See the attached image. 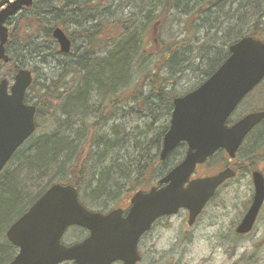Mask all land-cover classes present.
Returning a JSON list of instances; mask_svg holds the SVG:
<instances>
[{"label":"trees","instance_id":"16d2710c","mask_svg":"<svg viewBox=\"0 0 264 264\" xmlns=\"http://www.w3.org/2000/svg\"><path fill=\"white\" fill-rule=\"evenodd\" d=\"M97 3L106 4L102 11ZM84 11L89 17L80 18ZM10 20V59L0 63L7 76L22 67L17 57L24 53L63 60L44 81L33 77L27 93H35V131L0 172V264L17 251L6 229L50 184H72L87 208L106 212L151 186L158 164L180 148L177 164L186 144L163 161L159 153L183 76L200 73L189 91L224 61L230 44L244 36L264 40V0H34ZM80 20L87 22L74 45L69 28ZM107 25L117 31L106 34ZM57 26L71 39L67 53L52 37ZM257 131L237 152L239 171L250 169L244 152ZM261 149L248 157L252 165Z\"/></svg>","mask_w":264,"mask_h":264},{"label":"water","instance_id":"95a60500","mask_svg":"<svg viewBox=\"0 0 264 264\" xmlns=\"http://www.w3.org/2000/svg\"><path fill=\"white\" fill-rule=\"evenodd\" d=\"M34 0H0V63L9 61L8 19L28 9ZM52 36L61 52L70 50L71 41L60 27ZM264 78V40L244 36L229 45L224 61L198 86L176 96L172 102L169 127L163 135L160 160L181 142L187 148L182 160L165 173L157 185L138 190L124 213L121 207L107 213L93 211L78 199L71 184L53 183L5 231L6 239L17 248L9 264H110L120 260L135 264L141 235L161 216L188 212L191 225L216 189L235 176L224 167L213 175L190 178L197 164L216 151L234 158L246 135L264 119V110L247 112L232 123L228 119L242 99ZM32 73L19 68L10 84L0 80V172L15 150L35 130L36 107L25 103ZM254 193L251 205L236 231L251 230L264 200V176L252 172ZM80 226L89 235L80 242L64 245L61 236L69 226Z\"/></svg>","mask_w":264,"mask_h":264},{"label":"rangeland","instance_id":"374dc122","mask_svg":"<svg viewBox=\"0 0 264 264\" xmlns=\"http://www.w3.org/2000/svg\"><path fill=\"white\" fill-rule=\"evenodd\" d=\"M115 4L116 2L111 5ZM97 5L100 9L99 11H102L106 4L97 3ZM125 10L127 11L128 8H125ZM80 15V18L85 15L89 17L90 12L84 11ZM86 22V20H80L69 28L74 45H78L81 42L76 31ZM14 25L15 22L9 20L8 26L13 28ZM171 26L177 28V25ZM110 27L111 25L105 27L104 31L106 34H112L117 31L115 28ZM162 35H164V31ZM157 37L159 36L157 35ZM45 40V42L49 43L47 39ZM39 50H42L43 53H48L45 45H42ZM45 57V61H42L41 57H34L33 55H29V53H24V56L20 55L17 59L22 67L34 71V76L41 82L53 74L59 68V63L63 60V58L55 55H46ZM5 69L4 65H0V79L6 77L11 84L13 77L7 76ZM199 75L200 73L198 72L190 71L185 74L177 87L179 94L185 93L192 87ZM34 94L32 90H29L27 93L30 103L33 100ZM263 104L264 85L248 94L238 104L231 118L236 120L247 112L262 110L264 109ZM156 126L157 123H154V127ZM256 130L261 133L257 137L263 138L264 122ZM255 140L256 152H258L261 141L259 139ZM249 142L248 144H250ZM179 154L180 148H177L165 161L158 164L156 170L158 174L157 178H160L171 165L181 158ZM257 160L255 159V161ZM237 162L240 161L230 159L224 152L220 155L216 154L206 163L196 167L194 177L213 175L222 170L226 165H234L236 167ZM245 163L249 165L248 160ZM252 166L259 170L264 169L263 157ZM250 170L251 168L247 169V171L237 170L234 178L229 179L223 186L218 188L216 195L208 203L202 215L192 225L188 226L186 223V210H179L178 213L159 220L155 229L144 239L141 246L147 260H153V264H169L173 261H175L174 264H264V208L255 230L250 232L248 236L238 239L232 235H223L232 229V226L239 220L242 212L248 206L252 191ZM157 178L150 181L151 185L158 180ZM148 188L149 186H144L141 189L146 190ZM127 204L128 199L121 204V207ZM75 234L79 235L80 230L69 228L65 235L66 237H70ZM142 264H148L146 259Z\"/></svg>","mask_w":264,"mask_h":264},{"label":"flooded vegetation","instance_id":"af4514ba","mask_svg":"<svg viewBox=\"0 0 264 264\" xmlns=\"http://www.w3.org/2000/svg\"><path fill=\"white\" fill-rule=\"evenodd\" d=\"M258 126V125H257ZM257 126H255L251 131H250V133L252 132V131H254V130H256V128H257ZM249 133V134H250ZM248 134V135H249ZM247 135V136H248ZM255 139H259L260 141H261V143H260V145H259V147L258 148H260V146L262 145V151H263V154L261 155V157H263V161H264V136H263V138H261V137H257V136H255V137H250V144H246L247 146H246V155H247V157H245V159H246V161L248 160L249 161V168H251V170H250V176L252 175V172L254 171V170H258V171H260L261 173H262V175L264 176V169H258V168H253V166H252V164H251V162H250V158L248 159V157H250L251 156V154L255 151V153H256V143H255ZM198 165H196V167H197ZM233 166V168L235 169V171L237 172V166L236 167H234V165H232ZM191 178H194V174L193 175H191ZM251 183H252V180H251ZM156 184V183H155ZM222 186V185H221ZM218 190V189H217ZM253 192H254V187H253V184H252V191H251V196H250V199H249V202H248V206L245 208V210L242 212V215H241V217L239 218V220L232 226V229H230L229 231H228V233H226V234H223L224 236H228V235H232V236H235L236 238H238V239H242V238H244V237H246V236H248L249 234H250V232H253L254 230H255V228H256V225L258 224V220L261 218V215H262V209L264 208V200H263V203H262V205H261V207H260V209H259V211H258V213H257V216H256V218H255V221H254V223H253V226H252V228H251V230L250 231H248L247 233H238L237 231H236V229H237V227H238V225H239V223L242 221V219H243V216L245 215V213L247 212V210H248V208H249V206L251 205V202H252V197H253ZM216 193H217V191H216ZM216 193H215V195H216ZM210 202V201H209ZM129 205H130V202H128V204L126 205V206H124V207H121V206H118V207H121L123 210H124V214L126 213V210L129 208ZM208 206V203H207V205L202 209V211H201V213L197 216V218H196V220L198 219V217L200 216V215H202V213L204 212V210H205V208ZM166 217H168V216H163V217H160L159 219H157L152 225H151V227H150V229L148 230V231H146L145 233H143L142 235H141V237L139 238V241H138V244H137V250H138V254H139V260L138 261H136V263L135 264H142L144 261H145V259H146V261L148 262V264H153V260H147V258H146V254H144V251L142 250V248H141V246H142V244H143V241H144V239L155 229V227H156V224H158V222H159V220H161V219H163V218H166ZM195 220V221H196ZM73 228H77V229H80L82 232H80V234L79 235H71L70 237H66V235L65 234H67V232H68V229L65 231V233L63 234V236L61 237V243H63L64 245H71V244H73V243H76V242H79V241H82L83 239H85L88 235H89V231L87 230V229H84V228H80V227H73ZM175 263V261H173V262H171L170 264H174ZM58 264H76L75 263V261L74 260H64V261H61V262H59ZM110 264H123V262L122 261H120V260H115V261H112Z\"/></svg>","mask_w":264,"mask_h":264}]
</instances>
